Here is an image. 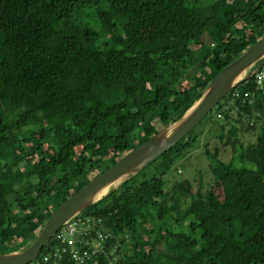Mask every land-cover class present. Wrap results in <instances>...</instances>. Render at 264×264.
<instances>
[{"label": "trees", "instance_id": "obj_1", "mask_svg": "<svg viewBox=\"0 0 264 264\" xmlns=\"http://www.w3.org/2000/svg\"><path fill=\"white\" fill-rule=\"evenodd\" d=\"M5 9L0 254L29 244L264 36V0H7ZM192 152L208 158L211 182L174 176ZM81 217L110 235L98 264H264V86L240 84ZM55 247L53 238L40 255Z\"/></svg>", "mask_w": 264, "mask_h": 264}, {"label": "water", "instance_id": "obj_2", "mask_svg": "<svg viewBox=\"0 0 264 264\" xmlns=\"http://www.w3.org/2000/svg\"><path fill=\"white\" fill-rule=\"evenodd\" d=\"M264 66V36L247 52L224 68L177 119L146 143L125 155L61 204L35 239L17 251L0 254V264H28L50 245L57 231L118 190L184 140L216 106L240 84L252 79Z\"/></svg>", "mask_w": 264, "mask_h": 264}, {"label": "built area", "instance_id": "obj_3", "mask_svg": "<svg viewBox=\"0 0 264 264\" xmlns=\"http://www.w3.org/2000/svg\"><path fill=\"white\" fill-rule=\"evenodd\" d=\"M254 77L256 84L263 87L264 66ZM53 238L57 243L54 252L39 255L28 264H50L52 259L56 264H61L64 259H69V263L74 264H98V258L105 252L110 235L96 229L90 218L80 215L62 226Z\"/></svg>", "mask_w": 264, "mask_h": 264}, {"label": "rangeland", "instance_id": "obj_4", "mask_svg": "<svg viewBox=\"0 0 264 264\" xmlns=\"http://www.w3.org/2000/svg\"><path fill=\"white\" fill-rule=\"evenodd\" d=\"M6 1L7 0L1 1L3 4L1 3L2 5L0 7L1 8L0 9V24L3 23L6 18V9H5ZM215 109L213 111H215ZM206 132H207V129H206ZM216 133H217V129L212 130V134L210 137L212 141H213V135L216 136ZM216 147L217 146L215 145L213 148H216ZM224 158H226V156H224ZM209 166H210L209 160L204 154L200 152H192L190 156H188V158L186 159L185 163L181 165L180 167L182 170V175H177L176 172H174V176L176 178H187L189 180H194L195 178H198L199 175H202L203 179H206V182L210 181V179L212 181V177L209 178V175L211 174L210 173L211 170ZM170 177L172 178V175Z\"/></svg>", "mask_w": 264, "mask_h": 264}]
</instances>
